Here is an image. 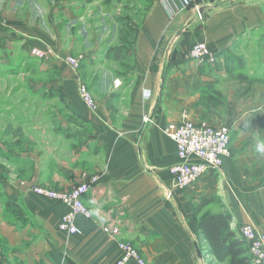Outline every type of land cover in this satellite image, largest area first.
Wrapping results in <instances>:
<instances>
[{
    "label": "crops",
    "instance_id": "crops-1",
    "mask_svg": "<svg viewBox=\"0 0 264 264\" xmlns=\"http://www.w3.org/2000/svg\"><path fill=\"white\" fill-rule=\"evenodd\" d=\"M69 3L0 0V44L45 50L43 61L58 68L53 83L79 116L65 115L59 139L42 135V145L9 144L0 137V264H115L120 242L137 249L145 264H228L207 252L195 227L194 204L202 195H217L203 211L227 210L231 229L248 222L261 232L264 205L245 200V181L232 174L230 156L223 161L221 190L212 186L213 171L173 189L169 167L178 160L176 145L163 127L186 117L201 119L193 104L215 76L207 71L215 64L190 58L189 47L204 42L219 53L247 36H264V0H149L138 26L128 29L129 77L116 78L118 86L104 73L96 85L88 81L94 111L82 103L78 80L61 60L72 51L60 32ZM262 48L264 63V41ZM82 182L90 184L82 199L91 216L77 215L80 233L70 234L58 228L66 206L33 187L67 191ZM104 227L117 232L110 235Z\"/></svg>",
    "mask_w": 264,
    "mask_h": 264
},
{
    "label": "rangeland",
    "instance_id": "rangeland-1",
    "mask_svg": "<svg viewBox=\"0 0 264 264\" xmlns=\"http://www.w3.org/2000/svg\"><path fill=\"white\" fill-rule=\"evenodd\" d=\"M148 1L71 0L60 32L65 45L72 48L71 55L78 58L77 74L71 70L77 80L96 85L103 73L111 79L129 77L128 29L131 33L133 26H138ZM262 41L261 34L247 36L217 53L215 67L209 65L207 70L215 76L202 85L193 104L202 119L231 126V171L243 178L245 200L257 208L264 205ZM35 49L0 44V137L7 138L9 144L39 140L35 142L42 145V135L59 139L64 116L68 120L79 118L61 88L53 83L57 65L48 66L42 59L45 50L41 56ZM150 96L147 92L146 100ZM144 117L150 120L147 114ZM144 117L143 123L149 122ZM211 174L213 188L221 190L223 166Z\"/></svg>",
    "mask_w": 264,
    "mask_h": 264
},
{
    "label": "built area",
    "instance_id": "built-area-1",
    "mask_svg": "<svg viewBox=\"0 0 264 264\" xmlns=\"http://www.w3.org/2000/svg\"><path fill=\"white\" fill-rule=\"evenodd\" d=\"M196 12L198 14V11ZM33 51L41 56L45 54L42 50ZM188 56L198 63L214 64L218 59L217 53L204 42L192 44L188 49ZM61 60L77 74L79 63L77 57L67 55ZM119 84V80L114 81L115 86ZM78 92L84 105L94 111L97 107L96 100L87 85L80 80H78ZM148 120L144 117L145 122ZM163 132L176 145L178 160L169 167L171 186L175 190H183L191 186L208 171H219L224 159L231 155V126L227 123L213 124L207 119L195 120L186 117L179 122H168L163 127ZM95 179L92 177L91 181ZM89 189L88 182H82L67 191H59L42 185L33 187L34 193L60 200L66 206L67 210L61 216L58 228L70 234L80 233L75 222L77 215L91 216V211L82 199ZM168 195L170 196L171 192ZM103 230L110 235L117 232V228L104 227ZM236 233L243 241L252 264H264V232L258 231L253 223L246 222L236 228ZM119 247L122 253L115 264H126L129 260L145 264L144 259L131 244L120 242Z\"/></svg>",
    "mask_w": 264,
    "mask_h": 264
},
{
    "label": "trees",
    "instance_id": "trees-1",
    "mask_svg": "<svg viewBox=\"0 0 264 264\" xmlns=\"http://www.w3.org/2000/svg\"><path fill=\"white\" fill-rule=\"evenodd\" d=\"M216 195H202L194 204L196 229L205 239L207 252L218 262L228 264H252L246 247L236 230L231 229L232 215L227 210L218 212L203 211L212 202L218 201Z\"/></svg>",
    "mask_w": 264,
    "mask_h": 264
},
{
    "label": "water",
    "instance_id": "water-1",
    "mask_svg": "<svg viewBox=\"0 0 264 264\" xmlns=\"http://www.w3.org/2000/svg\"><path fill=\"white\" fill-rule=\"evenodd\" d=\"M162 88H163V80H162V84H161L160 89L162 90ZM194 246H195V250H196L197 255L202 257V252H201L200 248L198 247L197 243H194Z\"/></svg>",
    "mask_w": 264,
    "mask_h": 264
}]
</instances>
